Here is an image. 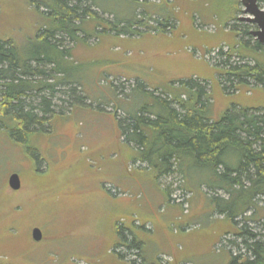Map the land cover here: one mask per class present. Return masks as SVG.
Here are the masks:
<instances>
[{"label":"rangeland","instance_id":"obj_1","mask_svg":"<svg viewBox=\"0 0 264 264\" xmlns=\"http://www.w3.org/2000/svg\"><path fill=\"white\" fill-rule=\"evenodd\" d=\"M138 1L98 0L102 11L99 16L113 20L103 13L107 12L132 20L138 15L149 26L157 27L150 17L154 20L171 17L177 23L180 19L175 18L189 11L191 19L194 15L201 18L192 19L196 31L190 35L193 42L182 37L181 43L176 38L171 40L173 30L168 32L170 35L164 33L167 36L151 31L134 38L93 35L71 41L59 37L61 45L68 50L65 61L70 62L62 64L67 72L65 81L58 73L36 79L56 86L50 130L32 137L22 134L25 142L18 143L10 131L2 128L10 124L0 122V264H91L92 254L99 250L98 253H105L95 242L102 245L100 238L113 237L118 225L130 229L141 243L145 257L156 260V264H176L174 249H184V259L177 264H234L230 251L234 256L246 254L242 239L235 234L233 221L218 213L224 206L210 199L216 193L219 196L225 193L199 186L194 174L190 173L191 180L181 172L161 178L162 188L173 192L172 202L156 184L147 192L137 188L131 193L118 189L111 180L120 167L130 174L145 173L142 167L146 164L138 158L140 152L135 146L123 144L116 120L125 118L129 111L157 105L153 97L144 96L140 90L132 92L134 81H141L160 96L172 91L173 85L181 81L202 82L211 99L207 113L214 121L234 106L260 109L264 113L261 87L232 83L236 88L224 89L226 81L221 74L226 68L219 50L233 55L230 61L233 65L239 62L254 65L257 61L264 64L262 53L248 55L242 61L230 44L212 49L206 55L195 48L200 40L215 43L212 37L217 32L224 33L218 40L227 38L228 42L236 43V37L230 38V33L225 36L227 30L232 32L231 22L226 24L230 16L225 13V7L234 3L239 8L235 15L240 24H250L242 21L248 15L244 14L242 3L238 6L241 0H188L186 5L183 0ZM259 3L264 9V2ZM29 4L28 0H0V37L12 38L21 53L29 49L30 40L45 25L41 16L47 12L46 6L41 3L35 11L36 6ZM181 30L188 33L190 27L184 25ZM142 31L145 32L144 28ZM182 46L188 47L179 49ZM182 59L191 62L183 70L167 67ZM72 89H76L74 97ZM79 97L84 98L82 103L76 99ZM33 100L35 105L39 103L38 98ZM3 117L0 114V119ZM14 174L22 180L18 191L9 186ZM109 197L128 199L130 212L125 215L118 210V216L115 209L119 205ZM258 206L254 220L248 219L253 210L240 217L237 226L246 225L263 233L264 198L258 199ZM36 228L43 235L40 242L32 237ZM163 236L178 240L176 248L162 247ZM215 239L219 240L218 244ZM86 247L91 253L85 251ZM138 258L142 262L137 264L145 263L142 257ZM125 259L127 264H136L128 257Z\"/></svg>","mask_w":264,"mask_h":264},{"label":"trees","instance_id":"obj_2","mask_svg":"<svg viewBox=\"0 0 264 264\" xmlns=\"http://www.w3.org/2000/svg\"><path fill=\"white\" fill-rule=\"evenodd\" d=\"M28 1L29 5L36 6L35 11L41 3L47 8L41 16L45 25L39 27L38 34L30 40L32 45L29 49L21 53L12 38L0 37V114L4 116L0 122L10 124L2 128L10 131L18 143L25 142L22 134L32 137L51 128L56 86L36 79L58 73L65 81L67 72L62 64L69 65L70 62L65 61L68 50L61 45L59 37L65 36L71 41L85 40L93 35L134 38L151 31H174L177 27L170 17L155 20L150 17L149 20L156 22L157 27L149 26L148 21L138 18V15L128 20L103 12L112 16L113 20L100 17L102 11H99L98 0ZM234 6L233 3L225 7V13L230 16L226 18V24L231 22V26L236 22L229 28L237 40L229 46L242 61L256 53L264 56V45L253 36L256 26L240 24L235 15L239 8ZM219 55L226 68L221 74L227 83L225 90L236 88L232 83H252L264 89L263 63L256 60L254 65L241 62L233 65L230 64L232 54L220 49ZM134 82L132 92L140 90L144 96L153 97L157 105L129 111L125 118L116 119L123 144L136 147L134 149L140 152L139 160L157 172V180L173 172L185 173V177L191 180V173L199 186L223 191L225 196L215 192L210 199L224 206L218 211L219 215L233 221L237 230L235 234L242 239L246 254L234 256L228 248L234 264H264V232L258 233L246 225L237 226V220L253 210L248 219L254 220L259 209L258 199L264 198V113L260 109L234 106L214 121L207 113L211 99L202 82L181 81L162 96L157 95V91H150L144 83ZM71 93L74 97L76 89H72ZM35 98L39 99L36 105ZM76 99L80 103L84 100L83 97ZM114 114L117 118V111ZM182 178L185 184L183 175ZM164 193L170 202L174 201L170 188L164 189ZM117 233L120 244L113 252L121 247L122 258L128 257L133 263H141L138 257L143 258L144 254L134 234L121 225H118ZM241 259L245 261L240 262Z\"/></svg>","mask_w":264,"mask_h":264},{"label":"crops","instance_id":"obj_3","mask_svg":"<svg viewBox=\"0 0 264 264\" xmlns=\"http://www.w3.org/2000/svg\"><path fill=\"white\" fill-rule=\"evenodd\" d=\"M183 1H184L185 5L188 3V0H183ZM173 2H175V1H173ZM188 12L185 11V12L182 13V16H179V17L175 18L176 20L180 19L179 21H177L176 29L172 32V33H175V34L170 35V34H168V31L165 32L168 35H170L171 40H172V38L173 39L176 38L178 40V43H181L180 39L182 37V38H184V40L186 42H190V43L193 42L191 40V38H190V35L191 34L194 35V33L196 31H195V29L193 27L194 23H192V19L193 18L194 19H199L200 17L194 15L192 17V19H191L190 16H189L190 14ZM184 25L190 27V32H188L189 34L187 32H183L181 30V27H183ZM162 34L164 36H167V35L164 34V32H162ZM228 34L230 35V38H232V36H234L233 32H230V31L227 30L225 36H227ZM221 35H224V33H222ZM221 35L219 34V32H217L216 35L214 33V37H212V38L216 39L215 43H210L208 41H203V40H200L199 42H197V44L195 46V48H197V52H201V53L206 55V53H209V51L212 50V49L219 48V47H221V46H223L225 44H233L230 41L228 42L229 39H227V38H224L222 41L218 40L217 38L220 37ZM186 47H188V46H182L179 49L186 48ZM183 61L184 60L182 59V61L174 63L171 66L168 64L167 67L170 68V69H175V70H180V69L183 70L185 68V65H189L191 63V62L187 63V62H185V61L183 62ZM143 166H146V167H142V171L145 172L143 175L141 173H139V174L131 173L130 174L127 171L124 172L121 169H125V168H121L120 167L115 172L114 180H111V181H113L114 185L118 189L123 190V191H127V192H131V193L135 192L137 190V188L143 189V190H141L142 192L144 190H145V192H147L149 188H153L152 184L153 185L156 184L158 186V188L163 190L164 188H162L161 179H158V180L156 179L157 172H155L147 164L143 165ZM147 174H148V176H147ZM109 198H110V200L112 202L118 203L119 207H117V209H115V210H117V213H118L117 215L118 216H120L119 211L121 212V214H125V215H127L126 214L127 212H130L129 209L131 208V204L128 202V199H125V198L124 199L123 198L119 199L118 198V199H116L117 200L116 201L112 197H109ZM134 214H135V212H134ZM131 219L134 220V217H131ZM126 229L129 230V232H130V229H128V228H126ZM102 231H103V229H102ZM115 233L116 234H114L113 237H109V239H106V238L101 239L100 238L99 241L102 242V245L99 244L97 241L95 242L96 244H98V246L99 245L101 246V247L99 246V249H101L105 253L103 255L101 253H98L100 251L98 249L99 250V251H97L98 254L94 253V254L91 255V257L93 259L92 261H90L91 264H127L126 263L127 259H125V257L122 258V256H121V253H122L121 247H119L116 252H113V250L117 246H119V244H120V237H119V235L117 233V228H115ZM163 237L164 238L161 239V243H160L162 247H165L167 245V247H168L167 249L168 250L170 249V247L176 248L175 244L178 242V240H171V237H165V236H163ZM180 240L189 242V239H187V238H181ZM215 242H216V244H218L219 240L217 239ZM141 250H142V253L144 254L143 259L145 260V264H156V260H153V259L145 257L146 255H145V253L143 251V247L142 246H141ZM85 251L87 253H91V251H89L87 247H86ZM86 252H84V253L87 254ZM183 253H184V249L181 250V251H178V250H175V249L172 250V254L176 258L175 259L176 264H177V262H181L184 259Z\"/></svg>","mask_w":264,"mask_h":264},{"label":"water","instance_id":"obj_4","mask_svg":"<svg viewBox=\"0 0 264 264\" xmlns=\"http://www.w3.org/2000/svg\"><path fill=\"white\" fill-rule=\"evenodd\" d=\"M241 3L244 7V14L248 15V17L243 18L242 21L248 22L257 27L253 36L260 44L264 45V9L260 7L258 0H242ZM9 186L14 191L21 189L22 183L18 174H14L10 177ZM32 237L35 242H40L43 238L41 230L38 228L34 229Z\"/></svg>","mask_w":264,"mask_h":264}]
</instances>
